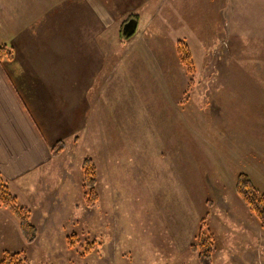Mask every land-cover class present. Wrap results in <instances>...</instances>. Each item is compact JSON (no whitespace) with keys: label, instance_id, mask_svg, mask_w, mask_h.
I'll use <instances>...</instances> for the list:
<instances>
[{"label":"rangeland","instance_id":"1","mask_svg":"<svg viewBox=\"0 0 264 264\" xmlns=\"http://www.w3.org/2000/svg\"><path fill=\"white\" fill-rule=\"evenodd\" d=\"M155 6L136 38L111 40L92 122L61 160L78 207L58 231L39 225L36 243L11 249L30 264H200L191 245L205 217L214 264H264V230L236 191L247 173L264 195V0ZM86 158L98 170L94 207L82 186Z\"/></svg>","mask_w":264,"mask_h":264},{"label":"crops","instance_id":"2","mask_svg":"<svg viewBox=\"0 0 264 264\" xmlns=\"http://www.w3.org/2000/svg\"><path fill=\"white\" fill-rule=\"evenodd\" d=\"M157 2L0 0V46L14 51L0 62V174L38 227L58 231L78 207L70 198L72 183L63 181L72 173L61 160L92 122L91 96L99 95L114 58L111 40L124 38L123 24L131 16L138 20L136 38L141 23L156 14ZM60 141L67 149L54 157L52 147ZM1 207L0 240L13 247H2V254L27 244L15 215Z\"/></svg>","mask_w":264,"mask_h":264},{"label":"trees","instance_id":"3","mask_svg":"<svg viewBox=\"0 0 264 264\" xmlns=\"http://www.w3.org/2000/svg\"><path fill=\"white\" fill-rule=\"evenodd\" d=\"M132 17V16H131ZM129 17L128 19H130ZM127 21V20H126ZM126 21H124L126 23ZM124 23V24H125ZM123 24V26H124ZM122 33V31H121ZM177 52L181 63L186 67L189 73L193 72L194 60L190 50L179 41ZM14 51L11 47L0 46V62L12 59ZM79 139V137H77ZM67 149L65 141L58 142L52 147L54 157L61 156ZM83 189L85 192V202L87 207H94L99 200L98 170L91 158L83 161ZM236 191L250 212L256 216L261 228L264 230V195L256 188L251 177L247 173H240L236 182ZM0 206L11 211L19 222L22 236L27 245L34 244L39 236V228L32 221V212L30 208L22 206L18 198L13 194L5 178L0 174ZM207 218L202 220L194 243L191 245L192 252L198 255L200 264H214L215 256V235L207 230ZM79 241L76 234L68 237V246L73 248ZM96 248V242H92L83 252V256L90 254ZM0 264H30L29 259L22 252L5 251L0 256Z\"/></svg>","mask_w":264,"mask_h":264},{"label":"water","instance_id":"4","mask_svg":"<svg viewBox=\"0 0 264 264\" xmlns=\"http://www.w3.org/2000/svg\"><path fill=\"white\" fill-rule=\"evenodd\" d=\"M138 27V20L135 17L130 18L123 26L122 36L130 38L135 35Z\"/></svg>","mask_w":264,"mask_h":264}]
</instances>
